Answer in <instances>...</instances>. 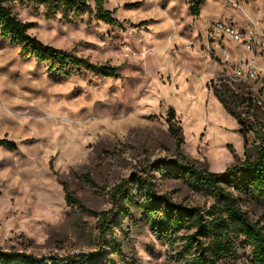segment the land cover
I'll list each match as a JSON object with an SVG mask.
<instances>
[{
  "label": "rangeland",
  "instance_id": "374dc122",
  "mask_svg": "<svg viewBox=\"0 0 264 264\" xmlns=\"http://www.w3.org/2000/svg\"><path fill=\"white\" fill-rule=\"evenodd\" d=\"M192 3L107 0L117 25L88 9L68 23L60 14L48 20L42 9L13 6L21 20L35 23L29 32L44 43L119 66L121 76L50 70L45 62L21 56L20 45L0 35V138L17 146H0L4 249L65 255L96 252L107 240L131 263L180 264L177 253L192 230H182L171 244L155 236L130 205L119 227L105 234L97 217L69 204L67 195L88 208L109 209L112 188L133 174L145 175L157 160L222 172L264 143V0H202L198 16L191 13ZM225 19L257 33V79L231 80L233 66L252 55L233 41L207 38L208 25ZM223 83L231 88L235 115L215 94ZM170 108L183 134L180 147L169 131ZM150 175L157 191L175 202L204 208L213 201L156 167ZM239 203L264 227V201L241 195ZM106 249L113 264H124ZM238 253L241 264H252L249 246Z\"/></svg>",
  "mask_w": 264,
  "mask_h": 264
},
{
  "label": "trees",
  "instance_id": "16d2710c",
  "mask_svg": "<svg viewBox=\"0 0 264 264\" xmlns=\"http://www.w3.org/2000/svg\"><path fill=\"white\" fill-rule=\"evenodd\" d=\"M106 1L0 0V35L9 36L13 42L18 43L21 56L34 57L37 61L45 62L50 70L63 71L65 75L88 70L103 76L120 77L119 66L96 64L87 57L76 54L74 50L44 43L29 32L35 23L21 20L13 9L15 4L35 11L42 9L46 19H55L60 14L61 19L68 23L88 9L90 12L94 11L97 19L117 25L118 20L113 12L105 8ZM90 2H93V8ZM201 3L202 0H193L192 15L200 14ZM223 84L225 88L216 87L215 94L223 106L235 115L230 104L231 94H227L231 93V88L227 83ZM245 99L253 101L251 98ZM174 114L170 108L167 122L169 131L176 137L180 147L183 134ZM239 122L245 125L242 119ZM0 146L17 147L13 140L6 137L0 138ZM151 167H156L164 176L184 179L192 190L209 196L213 200L211 205L204 208L188 206L173 201L166 193H160L150 175ZM144 171L145 175L133 174L129 178H123L112 188V206L109 209L88 208L71 195H67V201L97 217L105 234L119 227L120 214H130V205L138 210L140 217L155 236L168 240L171 244L180 238L179 233L182 230H192L183 236L185 241L176 256L180 264H241L238 259L240 246L250 247L252 264H264V227L239 203L241 195L264 201V143L259 144L254 154L237 160L222 172L200 168L188 161L178 162L177 159L157 160ZM102 244L104 245L96 252L42 256L16 249L6 250L0 245V264H113L107 247L113 254L119 255L124 264H136L127 261L116 242L111 244L104 240Z\"/></svg>",
  "mask_w": 264,
  "mask_h": 264
},
{
  "label": "built area",
  "instance_id": "2783aa9c",
  "mask_svg": "<svg viewBox=\"0 0 264 264\" xmlns=\"http://www.w3.org/2000/svg\"><path fill=\"white\" fill-rule=\"evenodd\" d=\"M207 38L219 43L223 39L233 41L238 46L242 47L244 51L252 55V60L247 62L241 59L233 66V76L231 80H244L258 78V71L253 65L255 52L259 45L257 33L254 30L246 31L245 28L234 19L215 20L212 21L207 28ZM227 54L226 51H224ZM226 76V75H225Z\"/></svg>",
  "mask_w": 264,
  "mask_h": 264
}]
</instances>
